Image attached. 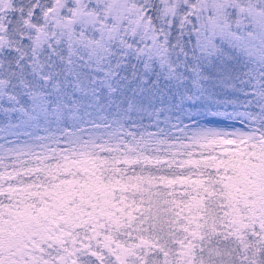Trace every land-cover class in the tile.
Here are the masks:
<instances>
[{
	"label": "rangeland",
	"instance_id": "obj_1",
	"mask_svg": "<svg viewBox=\"0 0 264 264\" xmlns=\"http://www.w3.org/2000/svg\"><path fill=\"white\" fill-rule=\"evenodd\" d=\"M7 1L0 264H264V141L250 155L225 147L258 135L232 98L194 108L195 93L232 87V68L264 76V0H48L38 17H20L11 66ZM154 93L167 94L161 114ZM143 115L134 135L123 129ZM94 147L111 158L89 157ZM60 149L73 156L42 181L6 183L16 163ZM111 159L187 174L133 173ZM158 186L175 198L154 195Z\"/></svg>",
	"mask_w": 264,
	"mask_h": 264
},
{
	"label": "trees",
	"instance_id": "obj_2",
	"mask_svg": "<svg viewBox=\"0 0 264 264\" xmlns=\"http://www.w3.org/2000/svg\"><path fill=\"white\" fill-rule=\"evenodd\" d=\"M46 8L50 9L51 2L48 0H8L6 9L2 15L1 24L3 26L4 32L9 36L8 42L6 45L7 55H8V63L9 66H11V63L13 59H15L20 53L23 47L20 46L19 36L20 32L18 29L21 30V27L23 25L22 19L20 17H24L27 15V12L31 10V14L28 16V18L32 17V12L34 11L33 17H38L39 12H41L40 8ZM11 29V32H10ZM20 34V35H19ZM239 69H230L228 71L229 75L232 78V87H228L226 89L222 88H216L211 87L210 90L207 89L208 94H198L195 93L196 96L199 97L198 101L195 102L194 108L196 110H199V114H203L209 107L208 104H214L217 103V105L220 103L219 99L221 98V95L225 100L231 99L233 103L236 105H239V107L247 112V115L251 118L252 123L255 125L258 135L254 138H251L247 142H237V143H230L227 144L225 147H236L239 149L240 153H244L245 155H250V152L253 146L258 147L259 143L264 141V76L259 75L261 78L252 77L247 75V71H242ZM150 79L148 82L149 86H152V75H150ZM258 76V75H257ZM256 79V80H255ZM258 79V80H257ZM254 81H256L254 83ZM254 84H256L254 86ZM158 88H160V85H158ZM150 87L147 88V94L149 93ZM48 97L50 95H47ZM46 96V97H47ZM45 97V98H46ZM167 94L166 93H154L152 96L153 104L157 107L158 112L161 114L162 108L160 107L161 104L166 99ZM172 97V96H171ZM197 97V98H198ZM209 98V100H208ZM217 101V102H216ZM181 106L183 104L181 103ZM182 107L183 108H186ZM229 108V107H228ZM211 110V109H209ZM228 110V109H227ZM229 111V110H228ZM201 112V113H200ZM175 113V109L171 111V114ZM175 118V116L173 115ZM4 116L0 115V127H2L4 124L2 122ZM109 119V118H108ZM145 117L144 115L141 118H132L131 120H127L123 123V129L129 133L134 135V128L131 124H137V122L145 124ZM136 121V122H135ZM173 121V119H172ZM50 130V128H48ZM102 148L94 147L89 149H84V151L87 152L88 156L93 158L96 157V155H104L105 159L111 158L112 153H107L104 150H101ZM209 153L214 154V156L220 158L224 157V152L219 153L215 149H209ZM68 156H73V154L69 152H65L63 149H60L59 151H54L51 153H45V154H37L35 156H30L24 159L22 162L16 163L15 166H12L15 168L16 171H14L13 177H11L10 180L6 181V183L9 182H18L20 181H28L32 182L37 180H43L42 178L45 177V169L47 166H51L53 164V161H57L58 159L66 158ZM98 158V157H97ZM111 160H106L107 166L116 165L119 167L124 168V170L129 172H137L138 169H141V172H147V175H154V176H179L181 173L187 174L185 170L179 171L177 169H164L163 167H150L144 164H139L136 162H132L130 164L125 163H113ZM111 162V163H109ZM11 167V168H12ZM5 168V167H4ZM9 168V167H8ZM198 173H200L201 176H204L208 181H211L212 189L216 187L215 180L217 178L214 168H212L209 165H204L197 167ZM108 171H110L109 167H107ZM218 172L220 170L218 169ZM34 189L38 190V187L32 186L30 190L27 192V196L34 197L38 195V193H33L32 190ZM168 188L164 186H158L155 190H157L156 194L159 197H166L167 200H173L175 197L173 196L174 191L167 190ZM35 194V196H33ZM207 194V193H206ZM217 194V191L216 193ZM214 198L217 197L216 195L213 196ZM159 255H157L158 257ZM156 264H160V262H156Z\"/></svg>",
	"mask_w": 264,
	"mask_h": 264
}]
</instances>
